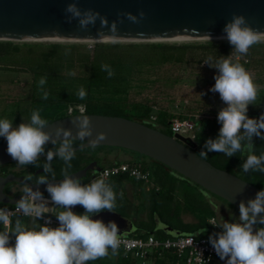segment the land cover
<instances>
[{
	"label": "clouds",
	"instance_id": "9594fccd",
	"mask_svg": "<svg viewBox=\"0 0 264 264\" xmlns=\"http://www.w3.org/2000/svg\"><path fill=\"white\" fill-rule=\"evenodd\" d=\"M66 22L75 20L81 29L89 25L95 26L100 21L101 28L109 27L117 31V22L109 21L92 9L81 10L76 0L65 8ZM131 13L124 16L138 23L144 17ZM223 39L231 45L235 53L246 56L250 48L264 42V32L254 30L244 15L233 14L223 28ZM102 35V34H101ZM204 63L217 70L215 83L210 88L218 93L223 107L218 110L217 122L220 125L218 135L208 138L199 152V158L207 159L208 153H222L233 157L237 153L245 155L241 168L243 172L264 173V152L255 154L253 138L264 140V113L259 117H249V105L257 99L258 87L251 74L241 63H234L230 57L223 56L213 63L208 58ZM109 77L114 73L107 64L101 66ZM46 77L39 80L42 99L47 100L49 93L44 90ZM84 99L86 92L81 87L78 92ZM77 128L74 137L71 129L60 126L55 129V138L46 131L49 125L41 117L39 110H33L29 122L22 120L18 125L7 118H0V138L7 143L8 155L20 166L35 165L41 156L47 157L43 166L45 175L38 178L35 184H29L33 178L25 177V187L20 199L16 201L15 211L25 217L42 220L37 228H28L20 219H16L14 227L8 209L0 208V264H87L111 254L116 255L120 247V229L116 222L92 217L102 211L115 212L117 193L113 185L105 178H97L89 184L70 174L71 161L75 158L74 140H85L92 136V124L89 116L81 115L74 119ZM101 132L90 143L95 148L97 143L105 139ZM57 141H59L57 145ZM49 143L56 145L54 150H47ZM58 157L63 161L61 171L63 179L58 182L51 166L52 159ZM49 175L51 178H49ZM32 185H35L34 188ZM39 185H45L48 196L40 191ZM123 197V192L119 193ZM46 203L62 209L55 214L58 226L52 227V221L46 217ZM76 206H82L83 213L74 212ZM238 222L224 220L213 226L220 229L208 237V243L224 264H264V188L254 198L239 203ZM260 225V227H257Z\"/></svg>",
	"mask_w": 264,
	"mask_h": 264
},
{
	"label": "trees",
	"instance_id": "16d2710c",
	"mask_svg": "<svg viewBox=\"0 0 264 264\" xmlns=\"http://www.w3.org/2000/svg\"><path fill=\"white\" fill-rule=\"evenodd\" d=\"M92 44V43H91ZM192 45L185 43H167V42H142V43H120V42H99L94 43L92 48L76 45L74 43H16L9 40H0V67L9 68L13 66L24 67L30 73V94L29 107L27 111V120L33 110H39L41 117L48 122L66 117L68 115L78 114L80 108L82 113L103 114L125 117L149 127L157 129L169 136L172 131L169 128V121L174 114L166 111L153 112L150 105L127 103L122 97L129 95L132 80L143 67H154L156 65L181 64L186 59V54ZM249 55L253 54L250 50ZM243 66L244 63L237 61ZM107 64L113 70V75L109 77L107 71H103L101 66ZM46 77L47 82L43 86L49 93L47 100L42 99V93L39 88V80ZM83 87L86 92L84 99L78 96L79 89ZM17 107V105H14ZM80 107V108H79ZM69 109L70 112H69ZM154 113L155 120H150L149 115ZM257 112H248L249 117H259ZM17 120V119H15ZM220 125L217 122V116L202 117L194 119V139L193 150L199 155L203 145L208 138H215L218 135ZM255 154L264 152V140L254 137ZM4 139L0 138V143ZM82 141L74 140V146ZM59 141H57L58 145ZM56 145L49 143L47 150H54ZM103 148H120L114 146H96L76 150L75 158L71 161L72 168L70 173L81 169L93 160L101 168L117 162L138 163L150 173V181L144 183L135 180L127 174H119L109 177L106 181L110 182L117 193L115 211L129 218L133 222V229L125 233L129 237L145 239L153 235L158 239L172 238L178 235H193L195 237L210 236L213 232L220 231L209 222L210 218H215L217 224L218 212L216 204L211 196H215L224 202V199L208 192L198 184L182 176L165 164L151 159L137 152L120 148L128 152L135 153L137 156H129L123 160L108 161L101 165L99 159L106 160ZM242 154L237 153L233 157H227L222 153L210 152L207 160L217 168L233 173L243 180L253 184L259 189L264 188V173L238 171L237 165ZM47 157H41L35 165L20 166L16 162L0 165V176L9 177L12 175H22L25 177L31 175V182H36L38 178L45 175L43 171L32 174L36 169L43 168L47 163ZM51 166L55 171V178L62 177L61 171L64 163L58 157L52 159ZM93 171H88L87 176L80 179L82 184L87 183ZM49 178L51 176L49 175ZM126 183L133 185L139 194L144 196V213H136L132 218L131 209L133 208L127 199L123 187ZM23 191V185L20 183H8L4 187V194L14 196ZM43 192L47 197L46 191ZM123 192V197L119 193ZM209 195V197L206 196ZM230 205L233 210V206ZM0 205H4L1 204ZM62 209L56 207V212ZM74 212L83 213L82 206H76ZM191 215L194 219L187 222L183 215ZM237 211L234 221L238 219ZM230 213L227 221H230ZM26 217H20L21 222ZM158 221L174 230L178 234L172 235L164 229L158 227L155 222ZM12 223L16 221V216L11 218ZM36 219H34L35 221ZM37 221V220H36ZM41 225V224H40ZM260 227V225H257ZM0 225V231H3ZM112 260H106L104 257L95 261H89L87 264H135V261L122 256L120 250ZM175 254L171 250L154 251L150 257L149 264H175ZM216 264V263H212Z\"/></svg>",
	"mask_w": 264,
	"mask_h": 264
},
{
	"label": "water",
	"instance_id": "95a60500",
	"mask_svg": "<svg viewBox=\"0 0 264 264\" xmlns=\"http://www.w3.org/2000/svg\"><path fill=\"white\" fill-rule=\"evenodd\" d=\"M73 0H0V40H101L100 42H139L159 41L170 38H218L223 35L225 23L232 15H244L249 25L264 32V0H76L81 10L92 9L106 17L111 25L117 22V31L109 27L101 28L97 20L95 26L81 29L77 22H66L65 8ZM133 23L124 14L131 13L139 17ZM102 34V35H101ZM89 116L92 124V136L85 138L76 150L91 147L90 143L103 132L105 139L96 146H114L125 148L140 155L157 160L208 192L224 199L233 206L230 222L234 221L239 203L254 198L261 190L239 176L212 165L193 150L194 145L179 134L169 136L140 122L112 115L78 113L52 120L45 130L55 138V129H71L76 136L74 119L77 116ZM7 143H0V165L15 162L7 153ZM45 157V156H41ZM101 167L93 160L81 169L70 174L79 180L86 177L88 171H99ZM43 171L36 169L32 174ZM63 176L56 178L57 182ZM20 183L25 187L22 175L0 176V203L16 205L23 191L7 196L3 190L8 183ZM29 184L35 182L28 181ZM34 188L35 185H32ZM45 191V185H39ZM105 223H117L120 234L129 233L134 225L131 219L117 211H102L92 217Z\"/></svg>",
	"mask_w": 264,
	"mask_h": 264
},
{
	"label": "rangeland",
	"instance_id": "374dc122",
	"mask_svg": "<svg viewBox=\"0 0 264 264\" xmlns=\"http://www.w3.org/2000/svg\"><path fill=\"white\" fill-rule=\"evenodd\" d=\"M16 43H74L80 46L99 42H76V41H14ZM120 43H142L151 41ZM157 42V41H154ZM159 42V41H158ZM167 43H185L192 45L186 54V59L181 64L156 65L154 67H143L135 74L133 82L129 87V95L122 97V100L131 104L138 103L150 105L153 112L166 111L169 114H180L182 116L194 115L197 118L217 116L218 110L223 107L218 93H213L210 88L214 85V76L217 70L204 63L208 58H212L213 63L216 59L230 57L234 63L241 61L245 69L251 74L253 82L258 87L257 99L253 105H249L248 112L264 113V42L254 45L250 50L253 54L241 56L231 48L226 40L223 39H198L186 41H161ZM90 49V48H89ZM249 50V51H250ZM244 59H248L247 62ZM30 73L24 67H0V118H7L15 125L28 122L27 111L29 107L30 94ZM14 105H17L14 106ZM17 119V120H15ZM105 154L106 160L100 158L99 163L105 165L108 161L125 159L129 156H137L135 153L125 151L120 148H103L100 155ZM245 155L242 154L237 169L243 163ZM127 199L132 204V218L136 213H144V196L137 192V189L126 183L123 187ZM207 197L209 195L206 194ZM212 201L217 203L219 223L228 220L230 213H233L230 205L223 200L211 196ZM19 219V216H16ZM185 220L192 219L184 215ZM156 225L172 235L178 234L177 230L171 229L161 224L155 218ZM238 222V219L235 221ZM28 228H37L40 223L34 221L32 217H26L22 222ZM14 224L12 227H14ZM104 259L112 260L109 254Z\"/></svg>",
	"mask_w": 264,
	"mask_h": 264
},
{
	"label": "built area",
	"instance_id": "2783aa9c",
	"mask_svg": "<svg viewBox=\"0 0 264 264\" xmlns=\"http://www.w3.org/2000/svg\"><path fill=\"white\" fill-rule=\"evenodd\" d=\"M88 48H92L93 44H88ZM248 59H244L247 62ZM80 108V107H79ZM71 109H69L70 112ZM83 109L80 108L82 113ZM196 116H182L174 114L169 121V128L172 134H179L187 137L191 142L194 139V119ZM202 118V117H201ZM150 120H155L154 113L149 115ZM127 174L135 180L148 183L150 181V173L138 163L117 162L101 168L99 171H93L91 177L87 180L89 184L97 178H105L106 180L115 175ZM16 205H0V208L8 209L11 218L14 216L25 217L15 211ZM56 208L51 203H46L45 214L52 221L51 226H58L55 218ZM40 224L42 220H37ZM211 224H217L215 218H210ZM10 226V225H9ZM9 226L8 229H9ZM5 229V226H3ZM209 236L195 237L193 235H178L172 238L158 239L153 235L147 236L145 239L129 237L126 234H120L119 250L123 257L135 261V264H149L150 257L154 251L171 250L175 254V264H224L216 255L212 246L208 243Z\"/></svg>",
	"mask_w": 264,
	"mask_h": 264
},
{
	"label": "bare ground",
	"instance_id": "6f19581e",
	"mask_svg": "<svg viewBox=\"0 0 264 264\" xmlns=\"http://www.w3.org/2000/svg\"><path fill=\"white\" fill-rule=\"evenodd\" d=\"M199 39H218V38H199ZM186 40H198V39L178 37V38L163 39L162 41H186ZM29 41H69V40H49L48 39V40H29ZM100 41L101 40H77L76 42H100Z\"/></svg>",
	"mask_w": 264,
	"mask_h": 264
},
{
	"label": "crops",
	"instance_id": "0c3cea01",
	"mask_svg": "<svg viewBox=\"0 0 264 264\" xmlns=\"http://www.w3.org/2000/svg\"><path fill=\"white\" fill-rule=\"evenodd\" d=\"M120 160H123V159H120ZM215 203V202H214ZM216 204V207H217V203H215ZM55 208H56V206H55ZM185 215H188V214H185ZM188 216H190L192 219H190V220H185L184 219V215H183V219L185 220V221H187V222H192V221H194V219H193V217L191 216V215H188ZM220 222V221H219Z\"/></svg>",
	"mask_w": 264,
	"mask_h": 264
},
{
	"label": "flooded vegetation",
	"instance_id": "af4514ba",
	"mask_svg": "<svg viewBox=\"0 0 264 264\" xmlns=\"http://www.w3.org/2000/svg\"><path fill=\"white\" fill-rule=\"evenodd\" d=\"M237 213V212H236Z\"/></svg>",
	"mask_w": 264,
	"mask_h": 264
}]
</instances>
